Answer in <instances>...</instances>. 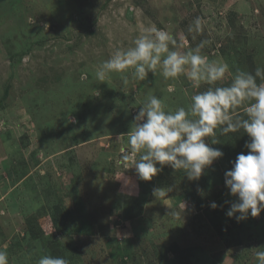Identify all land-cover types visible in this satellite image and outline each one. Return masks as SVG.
Returning a JSON list of instances; mask_svg holds the SVG:
<instances>
[{
  "label": "rangeland",
  "instance_id": "obj_1",
  "mask_svg": "<svg viewBox=\"0 0 264 264\" xmlns=\"http://www.w3.org/2000/svg\"><path fill=\"white\" fill-rule=\"evenodd\" d=\"M197 17L201 30L189 31ZM153 25L171 32L173 50L209 41L203 54L232 73L264 67V0H0V249L9 264L46 254L69 264H257L264 211L226 215L237 197L224 174L247 153L242 131L206 139L224 155L198 181L167 165L143 181L121 160L130 153L122 135L148 95L174 111L208 87L159 70L145 81L95 78Z\"/></svg>",
  "mask_w": 264,
  "mask_h": 264
},
{
  "label": "clouds",
  "instance_id": "obj_2",
  "mask_svg": "<svg viewBox=\"0 0 264 264\" xmlns=\"http://www.w3.org/2000/svg\"><path fill=\"white\" fill-rule=\"evenodd\" d=\"M201 27L202 19L197 17L189 31H200ZM209 43L201 41L185 52L173 50L170 45L175 40L171 32L153 25L133 41V46L118 49L103 61L95 71V78L103 83L113 73L130 72L133 79L145 81L149 72L159 70L166 80L183 75L197 89L201 84L208 85L206 90L191 96L187 108L178 107L174 111H166L160 97L148 95L130 131L122 135L128 138L130 153L126 152L121 160L131 162V168L143 181L152 180L165 165L174 171L183 170L189 181H198L205 169L224 155L219 148L210 146L220 144L214 138L217 129L221 135L242 131L249 138L245 144L247 153L237 155L231 170L224 174L226 188L237 197L226 215L239 222L249 215L258 217L264 211V67L258 66L254 72L237 69L232 73L227 62L210 60L203 54ZM226 74L232 77L231 82L219 85ZM121 79L126 85L129 76L121 75ZM174 91V85H170L168 92ZM94 92L99 95L98 90ZM240 108L242 115L238 113ZM209 137H213L210 144L205 142ZM169 191L157 188L153 195L166 198ZM210 207L215 209L217 205L213 202ZM255 249L257 264H264V246ZM0 264H9L4 249H0ZM37 264L69 262L46 254Z\"/></svg>",
  "mask_w": 264,
  "mask_h": 264
}]
</instances>
